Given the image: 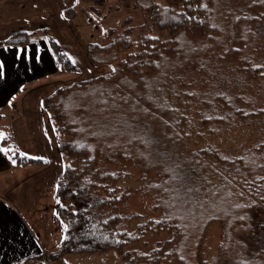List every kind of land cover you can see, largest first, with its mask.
Segmentation results:
<instances>
[{
  "label": "trees",
  "instance_id": "16d2710c",
  "mask_svg": "<svg viewBox=\"0 0 264 264\" xmlns=\"http://www.w3.org/2000/svg\"><path fill=\"white\" fill-rule=\"evenodd\" d=\"M80 1L94 14L106 2ZM165 1L167 5L153 0H117L115 9H138L142 23L135 27L126 26L121 32L110 29L109 41L104 45L89 44V63L96 68L109 66L112 73L58 87L43 99V107L52 120L58 148L65 160L55 196L60 200L58 218L63 226H68L67 233H63L68 239L63 243L60 241L55 253H51L53 259L114 251L120 257L119 264H209L205 254L200 252L203 249L201 242L206 230L214 224L219 225L224 243L230 242L236 227L248 229L246 248L254 258L264 256V103H241L238 93L231 103L226 98L220 101L223 79H219L216 65L220 66L219 61L225 56L219 57L217 51L212 50L211 39L217 33V26L213 10L209 8L211 0ZM258 5H253L257 10L252 13L253 19L258 16L259 7L264 14V0ZM74 15L72 9L64 11L66 18ZM42 33L58 71L77 72L57 41L47 31ZM187 36L189 40H200V44L195 47L189 41L186 44ZM33 40L32 33L18 32L0 45L26 46ZM248 68H239V71L242 73ZM121 80L125 85L122 87V106L129 107L131 113L138 110L150 115L149 119H163L167 126L176 129L174 139L177 142L182 139L189 145L183 149L182 159L179 158L178 165L183 162L181 169L173 170L181 171L184 178L182 191L185 189L188 195H192L191 201L205 195L208 197L203 199L209 201L217 197L218 190L225 188L224 185H230L235 195L233 201L241 207L239 214L224 219L218 213H210L201 220L204 221L201 226L200 221L196 228L186 232L187 214L182 209V215L169 211L163 206L164 201L167 202L165 198L154 201L157 206L151 208L154 211L160 209L158 218L129 210L130 189L122 188L128 174L111 168L122 158L124 146L121 149L94 137L86 115L88 102L85 96L93 93V100L100 103L96 94L120 95V90L111 87H117ZM208 81L217 83V89H212ZM104 87L108 89H102ZM207 92L213 93L215 102L206 101L195 106L197 98ZM257 96L258 93L253 100L259 98ZM67 100L73 101L70 104ZM129 121L126 126L138 132L146 127L140 125V119ZM194 121L199 122L200 130L212 135L210 125L240 128L246 123L252 137L232 155L221 152L222 149L211 143L196 147L191 145L197 126L193 125ZM161 153L168 155L165 151ZM132 156L128 155V159ZM18 162L40 164L41 160L19 158ZM177 175L173 173L168 177L165 172H155L157 181L163 184L164 181L178 180ZM197 182L202 183V188L197 189ZM186 184L191 187L185 188ZM183 234L197 240L193 253L180 248ZM159 236L166 239L153 241ZM223 248L224 245H220L219 249Z\"/></svg>",
  "mask_w": 264,
  "mask_h": 264
},
{
  "label": "rangeland",
  "instance_id": "374dc122",
  "mask_svg": "<svg viewBox=\"0 0 264 264\" xmlns=\"http://www.w3.org/2000/svg\"><path fill=\"white\" fill-rule=\"evenodd\" d=\"M53 1V0H52ZM66 9L65 11H75V15L67 18L68 23L76 34V42L80 45L82 52L74 48L72 40H64L65 50L68 53V58L78 69L75 73H59L57 78L62 80H70L76 82L81 79L91 78L97 75L108 76L112 73L109 66L99 68H90L87 64V50L90 43L104 45L108 43V31L114 29L121 32L126 26H138L142 23V15L138 9H115L117 0H106L105 5L98 9V13L94 14L89 10L87 4L80 0H58ZM161 5H167L165 0H153ZM263 0H211L209 8L213 10V20L217 26V33L212 35L211 43L212 50L217 51L218 56L225 57L219 61L220 66H217V73H220V80L223 79V88L220 91V101L229 99L228 103L234 100L236 93L239 94L240 102L249 101L251 105L262 101L264 103V14L263 10L258 8V16L253 19V5L258 4ZM207 2V0H206ZM256 7V8H257ZM36 35L38 33H35ZM43 33H39L41 35ZM190 45L195 47L200 44V40L191 39ZM242 44H245L243 49ZM224 47H227L225 50ZM233 52L231 53V51ZM255 65V66H254ZM247 71L240 73V69ZM244 67V68H243ZM257 68V69H255ZM238 72V73H237ZM203 76V72H202ZM219 81V80H218ZM69 83V84H71ZM212 89L216 88L217 83H210ZM67 84H59L58 87H63ZM116 88L121 91L120 95L111 96L109 94H96L100 97V103L93 100V93L88 94L86 103L88 102L87 124L94 133L97 139H104L106 143L115 147L124 148L121 150V159L115 161L111 167L112 170H121L122 173H127L125 176L122 188L130 189L128 200L129 210L139 213L146 217L158 218L161 214L159 208L155 211L151 210L154 206V201L159 198H165L163 206L169 211H174L182 215L184 212L188 216L186 221V232L196 228L202 219H206L210 213H218L224 219H229L240 213V204L233 201V189L230 185H224L225 188L219 189L217 197H212V200H205L208 195L200 197V199L192 200L191 196L182 191L183 176L181 171V163L184 153L183 149L189 145L181 140L178 142L174 139L176 129L173 126H167L163 119H149L150 115L142 114L140 111L131 113L130 108L122 106V80L116 85ZM108 89L104 87L102 89ZM113 90V89H111ZM54 92V91H53ZM114 92V90L112 91ZM258 93L259 98L253 100ZM212 92H207L204 96H199L195 106H200L206 101L215 102V96ZM257 96V97H258ZM119 97V99H117ZM103 99V103H102ZM73 101V100H71ZM67 100V103L71 104ZM197 107V108H198ZM196 108V109H197ZM150 114V113H149ZM6 118V117H5ZM140 119V125L146 126L141 131H136L130 126H126L127 122L132 119ZM166 118V117H164ZM139 120L136 121V123ZM130 122V121H129ZM148 122V124H146ZM194 136L191 145L196 147L204 146L211 143L213 146H218L226 154H236L239 148L246 144L252 137V132L248 124L245 126H211V132L200 130L199 122L194 121ZM244 125V124H243ZM247 128V130L245 129ZM179 129V126L177 127ZM8 132V120L0 122V134ZM91 132V131H90ZM91 134V133H90ZM133 135V136H131ZM84 136V135H83ZM188 135L187 137H189ZM4 137V135H3ZM4 149H10L8 153L12 156L16 150L20 151L19 147H15L13 143H0ZM132 146V148L130 147ZM19 148V149H18ZM161 151L168 152L162 154ZM125 155V156H124ZM128 155H133L132 159H128ZM180 158V159H179ZM140 161V163H139ZM21 162V160L19 161ZM15 165V164H14ZM148 166V168H147ZM149 169V170H148ZM155 172H165L168 177L175 173L178 180L171 183L164 181L165 184L157 181ZM197 189L202 188V183H196ZM191 185L186 184L185 188H190ZM206 189V188H205ZM222 190V191H221ZM184 211H182V210ZM206 217V218H205ZM190 223V224H188ZM200 226L204 221L200 222ZM133 226V225H132ZM248 229L240 226L235 228L233 237L229 243H224L220 227L218 224L212 225L205 232L202 248L200 252L205 254V260L209 264H264V256L254 258L250 251L245 246V240L248 236ZM184 238L180 241L179 246L182 250L188 253H193L197 246V240H191V236L183 234ZM165 237L159 236L153 238V241H162ZM220 245H224L222 250ZM48 264H119L120 257L114 251H107L95 254H75L68 255L66 258L53 259L51 253L47 256Z\"/></svg>",
  "mask_w": 264,
  "mask_h": 264
},
{
  "label": "crops",
  "instance_id": "0c3cea01",
  "mask_svg": "<svg viewBox=\"0 0 264 264\" xmlns=\"http://www.w3.org/2000/svg\"><path fill=\"white\" fill-rule=\"evenodd\" d=\"M61 3L0 0V43L18 32L34 37L26 46L0 45V64L4 66L0 122L8 120V132L0 143L8 141L20 148L12 155L15 165L8 152H0V264H48V253H55L63 236V224L54 213L58 205L55 188L65 160L42 102L55 86L72 81L57 78L62 72L45 36L38 35L47 31L66 55L64 40H72L74 48L82 52ZM17 49L26 50V55L18 59ZM87 64L94 69L88 58ZM0 149H4L1 144ZM21 153L29 159L37 157L34 160L41 163L20 164Z\"/></svg>",
  "mask_w": 264,
  "mask_h": 264
},
{
  "label": "snow or ice",
  "instance_id": "6c2138e0",
  "mask_svg": "<svg viewBox=\"0 0 264 264\" xmlns=\"http://www.w3.org/2000/svg\"><path fill=\"white\" fill-rule=\"evenodd\" d=\"M25 55H26V50L17 49V58L18 59L21 58V56H25ZM37 59H39V56H37ZM69 59L71 60L72 58L69 57ZM3 77H4V66L2 64H0V79H2ZM3 139H4L3 134H0V141H2ZM8 151H11V150L10 149H0V152H8ZM13 155H15V154L13 153ZM20 158L24 159V158H28V157H27V154L21 153ZM9 159L12 160L13 164H15V160L12 158V156H10ZM31 159H39V158L31 157ZM58 189H59V185L57 186V190ZM57 204H60L59 198H57ZM54 215H58V214L54 213ZM67 231H68V226L64 225L62 228V232L67 233ZM67 239H68V237L66 235H63L61 243H63Z\"/></svg>",
  "mask_w": 264,
  "mask_h": 264
}]
</instances>
